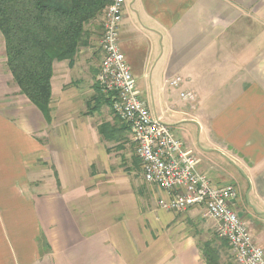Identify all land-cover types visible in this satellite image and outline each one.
<instances>
[{
	"label": "crops",
	"instance_id": "0c3cea01",
	"mask_svg": "<svg viewBox=\"0 0 264 264\" xmlns=\"http://www.w3.org/2000/svg\"><path fill=\"white\" fill-rule=\"evenodd\" d=\"M101 18L73 63L54 62L48 118L14 81L0 31V264H206L197 236L216 222L161 207L167 192L99 132ZM119 43L150 111L213 185L235 184L264 250V0H126Z\"/></svg>",
	"mask_w": 264,
	"mask_h": 264
},
{
	"label": "built area",
	"instance_id": "2783aa9c",
	"mask_svg": "<svg viewBox=\"0 0 264 264\" xmlns=\"http://www.w3.org/2000/svg\"><path fill=\"white\" fill-rule=\"evenodd\" d=\"M125 4L126 0H111L103 10L96 85L102 95L111 97L115 112L128 125L144 179L167 192V199L159 201L165 209L185 212L201 206L204 217L216 222L218 236L231 245L236 264H264L263 248L255 243L237 213L235 184L213 185L199 170L200 160L195 152L142 100L137 80L120 49ZM181 82V77H175L170 84L179 86ZM181 97L195 100L193 92H182Z\"/></svg>",
	"mask_w": 264,
	"mask_h": 264
},
{
	"label": "trees",
	"instance_id": "16d2710c",
	"mask_svg": "<svg viewBox=\"0 0 264 264\" xmlns=\"http://www.w3.org/2000/svg\"><path fill=\"white\" fill-rule=\"evenodd\" d=\"M110 3L111 0H0V31L7 66L21 93L47 118L54 62L73 63L79 48L89 44L87 24ZM96 89L103 98L97 85ZM98 129L105 139L122 137L110 123L100 124ZM199 249L206 264H222L221 250L212 241L199 243Z\"/></svg>",
	"mask_w": 264,
	"mask_h": 264
},
{
	"label": "rangeland",
	"instance_id": "374dc122",
	"mask_svg": "<svg viewBox=\"0 0 264 264\" xmlns=\"http://www.w3.org/2000/svg\"><path fill=\"white\" fill-rule=\"evenodd\" d=\"M97 24L101 28V32H102L103 31L102 18H101V21L97 22ZM81 48H79V49H81ZM96 53H98V51H96ZM97 61L98 62L101 61V56H99V54H98ZM95 83H96V80H95ZM141 90H143V92L141 94V98H143L145 100L146 94L144 92V88H141ZM154 91H155L154 93H155L156 99L158 100V97L156 94V89ZM158 91L160 92L159 96L164 98L165 97V95L163 94L164 88L160 87ZM102 97L108 102L110 107H108L106 109L103 108V111L100 112L101 115H103L101 117V119L99 120V121H101L100 124L111 122L115 127L118 128V131L121 132L120 134H122L121 139L117 138V140H116V139H105L104 138L105 142L107 143V146L111 147L114 158H116V160L121 161L122 168L125 169V168H128L129 165H131L133 168L138 170L139 164L141 165V163H140V160L138 159V157L136 156L135 147L132 145V141H131L130 137L127 135L128 133L126 132V130L124 128L125 126L128 127V125H126L125 122L122 120V118L115 112V110L112 106L113 101H112L111 97H109L107 95L106 96L102 95ZM147 100H148V98H147ZM148 101H149V106L153 109V106L151 103L152 102L151 98ZM99 106L100 105L97 104V107H99ZM108 114L112 115L111 119L108 118V116H107ZM108 119H110L109 122H108ZM110 129H112V128H110ZM130 136H131V134H130ZM117 146H118V149H116ZM203 221H204L203 222L204 223L203 229H202V232L197 236V240H199L201 242L212 241V243L215 246L220 248V250H221V263L222 264H236L234 253H233L232 247L229 244V242L228 241L226 242L224 239H222L218 236V233L216 231L217 229L212 228L211 225L205 224L207 220L203 219ZM208 228H209V232H207V230H206Z\"/></svg>",
	"mask_w": 264,
	"mask_h": 264
}]
</instances>
